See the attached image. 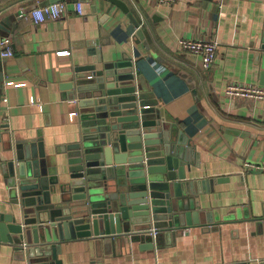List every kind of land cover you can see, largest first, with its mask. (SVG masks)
Returning a JSON list of instances; mask_svg holds the SVG:
<instances>
[{
    "label": "crops",
    "instance_id": "0c3cea01",
    "mask_svg": "<svg viewBox=\"0 0 264 264\" xmlns=\"http://www.w3.org/2000/svg\"><path fill=\"white\" fill-rule=\"evenodd\" d=\"M53 1L0 0V21L10 17L0 41L8 39L13 50L0 53V213L14 211L3 172L12 142L40 140L58 188L68 180L65 145L81 130L63 85L76 66L125 60L131 67L122 70L133 72L147 117L176 126L193 146L186 175L208 181L199 195L200 222L172 236L163 231L153 245L140 239L105 250L70 239L56 264H264V170L245 165L264 164V100L225 94L230 81L264 86V0H122L125 8L111 0H64L66 14L33 23L29 10ZM179 38L215 40L212 66L204 69ZM0 264L26 261L0 242Z\"/></svg>",
    "mask_w": 264,
    "mask_h": 264
},
{
    "label": "water",
    "instance_id": "95a60500",
    "mask_svg": "<svg viewBox=\"0 0 264 264\" xmlns=\"http://www.w3.org/2000/svg\"><path fill=\"white\" fill-rule=\"evenodd\" d=\"M111 1L125 8L122 0ZM9 19L0 21L1 29ZM129 67L125 60L79 65L63 85L72 92L81 130L65 145L68 180L58 188L42 142H12L3 172L14 211L0 213V242L14 245L26 264L60 263L61 243L70 239L105 250L140 239L153 245L163 231L172 236L200 222L199 195L208 181L186 175L193 146L176 126L147 117L133 72L122 70ZM206 221H213L209 213Z\"/></svg>",
    "mask_w": 264,
    "mask_h": 264
},
{
    "label": "built area",
    "instance_id": "2783aa9c",
    "mask_svg": "<svg viewBox=\"0 0 264 264\" xmlns=\"http://www.w3.org/2000/svg\"><path fill=\"white\" fill-rule=\"evenodd\" d=\"M161 4H167L173 0H157ZM74 9L81 13L82 3L79 1L74 2ZM67 13V4L64 0H57L50 3L37 5L29 10L28 16L31 18L33 23L38 24L45 22L49 19H56L63 14ZM1 44V56L7 57L13 54V50L10 47L8 39H2ZM178 45L182 50L189 52L190 54L200 57V62L204 69H209L216 57L217 43L215 40L210 39H199L191 40L186 38H179ZM58 54L62 55L64 52L59 51ZM136 82V79H135ZM137 93V90H135ZM225 94L229 98H241L250 100H264V86H260L252 83L230 81L226 84ZM245 165L254 168L264 170V164H249ZM150 233L156 234L155 227H151Z\"/></svg>",
    "mask_w": 264,
    "mask_h": 264
}]
</instances>
